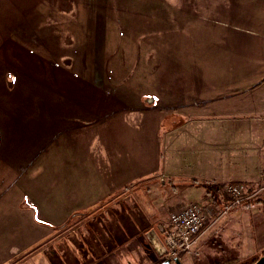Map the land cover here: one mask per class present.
Instances as JSON below:
<instances>
[{
    "label": "crops",
    "instance_id": "1",
    "mask_svg": "<svg viewBox=\"0 0 264 264\" xmlns=\"http://www.w3.org/2000/svg\"><path fill=\"white\" fill-rule=\"evenodd\" d=\"M104 7L0 0V264H134L153 225L137 184L163 178L168 217L260 183L264 0ZM215 224L235 257L264 250V191Z\"/></svg>",
    "mask_w": 264,
    "mask_h": 264
},
{
    "label": "rangeland",
    "instance_id": "2",
    "mask_svg": "<svg viewBox=\"0 0 264 264\" xmlns=\"http://www.w3.org/2000/svg\"><path fill=\"white\" fill-rule=\"evenodd\" d=\"M104 3L105 0H56V12L57 15L68 14L71 16H77L81 14L90 15L95 12L99 15H102L105 13ZM162 180L156 179L152 183L142 182L136 185V188L138 187L144 189L147 188V190H145V193L147 195L148 207L151 206L149 210V217L153 224L150 227L154 229L155 233L158 235V237L161 240H162V234L159 228L162 225L166 224L167 222V218H168L167 206L168 204L171 205L172 202H175L174 200H172V198H171L172 201L167 200L168 199L167 197L169 196L173 197V196L171 192L169 191L167 192L165 190V188L167 189V185H163ZM248 185L250 187L252 186L250 184ZM253 187H257V186H253ZM211 194L215 197L214 202L216 205H218L217 202H221L222 204L223 196L219 194L218 189H216V193L214 191ZM182 195H183V199H186L191 194L184 193ZM245 204H247V201H245L243 204L239 206L232 208L231 210H234L238 207H242ZM252 218L254 221H256L259 218H263V215L259 214L256 217L255 215H253ZM215 226L216 224L214 225V227ZM217 228L218 229L214 231L213 229H210L212 230L210 232H208L209 230H206V232H204L203 235L200 237V239L202 240L199 241L200 240L199 239L198 241H196V243L194 244L193 248L190 251L180 253L178 256H176L179 259L180 263L181 264H216L218 262L225 261V259L231 258L233 264H243L248 262L250 263L258 259L260 256H262V254H264V250H257L254 253H248L250 252V249L246 248L245 251L248 254L244 256L240 255L235 257L234 254H232L230 251L235 250L233 244L238 240L237 239V237H239L237 235L238 232L233 233L231 231H224L223 229H219V227ZM253 234L252 236L254 237L255 232ZM143 240H144L143 243L149 249L148 250L149 252L147 251V253L145 254L142 253L140 255H137L138 252H136L134 264H176L174 258L169 260L165 255L164 256L159 255L146 236H144ZM199 242L200 243L203 242L200 248H198ZM43 248L44 247H42V249ZM41 259H43L41 264H49L46 261V259H44L43 257ZM120 264H124V263L120 262Z\"/></svg>",
    "mask_w": 264,
    "mask_h": 264
},
{
    "label": "built area",
    "instance_id": "3",
    "mask_svg": "<svg viewBox=\"0 0 264 264\" xmlns=\"http://www.w3.org/2000/svg\"><path fill=\"white\" fill-rule=\"evenodd\" d=\"M221 195L227 199L222 206L216 205L214 196L206 193L202 199L180 201L171 207L166 224L159 229L167 248L165 256L173 259L180 253L190 251L198 238L220 217L232 208L243 204L264 191V171L257 187L243 182L226 183Z\"/></svg>",
    "mask_w": 264,
    "mask_h": 264
},
{
    "label": "water",
    "instance_id": "4",
    "mask_svg": "<svg viewBox=\"0 0 264 264\" xmlns=\"http://www.w3.org/2000/svg\"><path fill=\"white\" fill-rule=\"evenodd\" d=\"M162 180V179H161ZM163 181V180H162ZM145 236L148 238V240L151 242L152 246L157 250L159 247L160 250H157L156 252L159 255H165L167 253V248L164 242L158 237V235L155 233L154 229L151 228L148 231L145 232ZM174 261L176 264H181L179 259L177 257L174 258ZM252 264H264V254L260 256L254 263Z\"/></svg>",
    "mask_w": 264,
    "mask_h": 264
},
{
    "label": "trees",
    "instance_id": "5",
    "mask_svg": "<svg viewBox=\"0 0 264 264\" xmlns=\"http://www.w3.org/2000/svg\"><path fill=\"white\" fill-rule=\"evenodd\" d=\"M211 189H212V187H211ZM218 189V188H217ZM219 190V189H218ZM211 191V192H210ZM212 192H214L213 190H208V192L207 193H212ZM257 260V259H256ZM256 260H254V261H252V262H248V263H243V264H252V263H254ZM216 264H233V262L232 261H222V262H218V263H216Z\"/></svg>",
    "mask_w": 264,
    "mask_h": 264
},
{
    "label": "flooded vegetation",
    "instance_id": "6",
    "mask_svg": "<svg viewBox=\"0 0 264 264\" xmlns=\"http://www.w3.org/2000/svg\"><path fill=\"white\" fill-rule=\"evenodd\" d=\"M150 228H151V227L147 228V229L143 232V235H145V232L148 231ZM145 248H146V250L148 251L147 247H145ZM155 250H156V249H155ZM157 250H160V248L158 247ZM157 250H156V251H157ZM148 252H149V251H148ZM163 256H164V255H163Z\"/></svg>",
    "mask_w": 264,
    "mask_h": 264
}]
</instances>
